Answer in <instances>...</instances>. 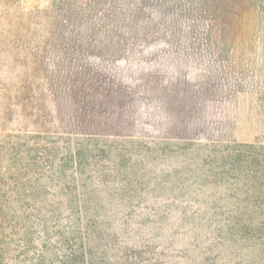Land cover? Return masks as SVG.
<instances>
[{"label": "trees", "instance_id": "obj_1", "mask_svg": "<svg viewBox=\"0 0 264 264\" xmlns=\"http://www.w3.org/2000/svg\"><path fill=\"white\" fill-rule=\"evenodd\" d=\"M106 2L115 12L0 0V264H128L119 244L130 240L133 264H150L137 254L156 246L134 226L146 210L182 236L153 264H264V141L205 143L184 130L136 139L132 93L115 72L132 47L151 64L142 81L153 80L176 22L234 29L246 8ZM143 85L141 95L157 97Z\"/></svg>", "mask_w": 264, "mask_h": 264}, {"label": "rangeland", "instance_id": "obj_2", "mask_svg": "<svg viewBox=\"0 0 264 264\" xmlns=\"http://www.w3.org/2000/svg\"><path fill=\"white\" fill-rule=\"evenodd\" d=\"M40 1L44 7L50 5V0ZM78 3H91L105 14L115 12L108 10L106 0ZM241 6L246 11L234 29L206 19L176 22L159 45L153 80L141 79L143 70L151 64L131 51L132 47L121 50L115 72L132 93L129 110L134 119L130 120V132L136 139L171 140L175 131L184 130L194 132L191 136L205 143L264 141V0H241ZM144 82L147 88L157 90V97L140 94ZM149 211L141 213L134 226L140 228L138 236L144 231L143 240L155 244L154 249L145 248V253L142 250L137 254L144 263L151 259L153 264L162 258L165 247L180 244L182 236L173 234L174 229L168 225L159 230ZM138 222L145 224L140 226ZM133 242L119 244L128 264H133L132 256H136Z\"/></svg>", "mask_w": 264, "mask_h": 264}, {"label": "crops", "instance_id": "obj_3", "mask_svg": "<svg viewBox=\"0 0 264 264\" xmlns=\"http://www.w3.org/2000/svg\"><path fill=\"white\" fill-rule=\"evenodd\" d=\"M263 60H264V58H263ZM262 65L264 66V62L262 63Z\"/></svg>", "mask_w": 264, "mask_h": 264}]
</instances>
